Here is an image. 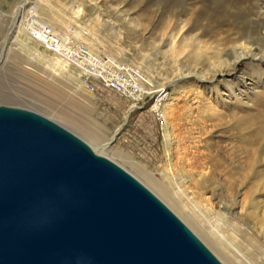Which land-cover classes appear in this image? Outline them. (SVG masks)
Here are the masks:
<instances>
[{"label": "rangeland", "instance_id": "374dc122", "mask_svg": "<svg viewBox=\"0 0 264 264\" xmlns=\"http://www.w3.org/2000/svg\"><path fill=\"white\" fill-rule=\"evenodd\" d=\"M32 3L53 16L52 36L40 46L20 19L24 35L12 30L15 10ZM2 54L0 102L49 116L74 112L79 125L110 138L109 147L179 191L184 207L196 206L213 220L222 214L238 229L239 241L224 235L240 256L264 264V152L254 165V153H246L254 142L264 146V0H0ZM38 58L58 66L64 95L59 75ZM87 71L92 75L84 81ZM112 79L120 90L107 87ZM97 87L111 89L108 98L118 95V105L96 97ZM51 117L85 137L80 127ZM111 152L106 155L146 184ZM167 166L173 179L160 173ZM252 183H263L261 194H251Z\"/></svg>", "mask_w": 264, "mask_h": 264}, {"label": "water", "instance_id": "95a60500", "mask_svg": "<svg viewBox=\"0 0 264 264\" xmlns=\"http://www.w3.org/2000/svg\"><path fill=\"white\" fill-rule=\"evenodd\" d=\"M0 264L225 263L154 190L80 134L0 102Z\"/></svg>", "mask_w": 264, "mask_h": 264}, {"label": "bare ground", "instance_id": "6f19581e", "mask_svg": "<svg viewBox=\"0 0 264 264\" xmlns=\"http://www.w3.org/2000/svg\"><path fill=\"white\" fill-rule=\"evenodd\" d=\"M28 14L31 17L30 19H27V15ZM52 17L53 16H50L49 14H47V12L44 10L43 6H41L39 4L37 5L36 3H32V7L31 8H29V6H21V7L17 8L15 10V14H14V17H13L12 30L14 31V34L17 33V32H21L24 35V32H25L27 37H30L33 42H35L37 45L40 46V45L43 44V42L45 40L49 39L52 36V31H54L53 27L51 26L52 24L50 23V21H51L50 19H52ZM19 19L23 23L24 27L27 29L24 32H23V30H21V28L18 27L17 21H19ZM80 34H81V32H80ZM80 34L77 35L76 37H81ZM13 38H14V36L11 37V39H9V41L11 42V40H14ZM15 38H17L16 35H15ZM174 44H175V41H173V43H172L171 50H173ZM48 46L49 47H46V46H44V47L49 49V51H52L51 50V45L48 44ZM55 46H56V44H55ZM63 50L68 51L69 49L66 48L63 45ZM73 53L76 56L79 54V52H76V51H73ZM17 54H18V52H17ZM33 56L31 55V58H33ZM3 57L4 56L2 54L0 56V59H3ZM19 58H21V57H19ZM38 59L44 61V63L46 64L45 66H47L49 69L54 71L55 74L59 75V76H56V77H58L59 83H60L59 84L60 85V89L58 88V90H60V91H58V93L64 95L65 92L67 91V88L63 85V81H62L63 80V76L60 74V71L58 70V66L56 67L54 65V67H53V65L51 63H49L50 60L48 58H38ZM63 59L64 60H68V56H66ZM36 66H38V65H36ZM41 69L43 71H45V72L47 71V69L44 66H41ZM85 74H86V76H84L85 77L84 81L86 79H88V77L90 75H92V71L91 72L87 71V72H85ZM128 78L129 77H127L126 79H123V81L121 82L122 85H127L128 83H130L131 79L130 78L128 79ZM105 80L109 81V78L108 79L105 78ZM119 80H122V79H119ZM56 85L58 86L57 83H56ZM86 87H87L88 91H90L91 85L90 84L88 85L87 82H86ZM107 87L113 88V89H117L115 87V85H113V84H110L109 86L107 85ZM157 106L158 105H155V108H157ZM63 109L59 113L58 112H53L54 114L52 113V115H55V116H58V117L62 118L64 120V122L71 123L74 126L80 127L81 130H82V133L85 136L84 138H87L94 146L98 147L97 149H99L101 152H103L105 154H108L112 150L113 154L117 155L118 158H121L123 163H125V164L129 165L130 167H132L134 169V171L144 179L146 184L151 189H153L173 209H175L176 212L178 211V213L181 215V217L191 227H193V229H195L197 232H199L213 246L215 251L222 257V259L225 262V264H250L249 262H247L246 260H244L240 256L236 245L229 240V237H225L224 234L228 233V236L236 237L237 241L240 240V239L238 240V232H237L238 229L236 230L235 227H232L229 224V220L225 221L226 219L224 220L222 214H217L215 216L214 220H213L210 216L208 217L203 212L197 210L198 207H196V206H190V205L187 204L186 207H184L182 205V202L178 198L180 196V194L178 193L179 191H175V190L169 188L168 187L169 185H166L164 181L159 180L158 177H156L154 174H152L149 170H147L141 164L135 163L133 161V159L128 154H126V153H122V154L121 153H117L115 151L116 150L115 148L109 147L110 138L109 139H105L103 137L98 136L96 134V131L93 128L88 127V126L86 127V125L84 126L83 123H82L83 125H79L78 124L79 119H78V121H76L77 119L75 117V113L74 112L70 113L69 110H65V109L63 110ZM133 109H134V107L131 108V110H133ZM42 110H44V109H42ZM45 111H47V110H45ZM128 113H130V112H128ZM52 115H50V116H52ZM251 135H252L251 133L250 134H246V139L250 140ZM263 135H264V130H263ZM113 149H115V150H113ZM246 149L245 150H246V153L248 155L247 157H250L249 153H251V152L254 153V155H255L253 157V162H252L253 165L256 162L260 161L259 158H261V155H259V154H262L264 152V146H261V145L257 146V143L254 142V143H252L251 146H247ZM241 158H243V157H241ZM246 159H245V161H246ZM263 160H264V158H263ZM238 161L239 160H237V162ZM243 162L244 161H242V163H240L238 166L242 167ZM162 171H163L164 177H168V178L173 179L172 176L171 177L169 176L170 170H169L168 166H167V168L161 169L160 173H162ZM261 185H263V183H252V185L249 188V191L251 192V194L256 193V192L260 193L261 189H259V187H261ZM252 205L254 206V208H257V206H255V202H253ZM243 209H244V206L242 207V211H243ZM253 214L254 213L251 212V213L243 214L241 217H242V219L245 218V216H248L249 218H251V217H254ZM263 219H264V217H263ZM261 229H264V223H262ZM249 242L252 243V241H249Z\"/></svg>", "mask_w": 264, "mask_h": 264}, {"label": "crops", "instance_id": "0c3cea01", "mask_svg": "<svg viewBox=\"0 0 264 264\" xmlns=\"http://www.w3.org/2000/svg\"><path fill=\"white\" fill-rule=\"evenodd\" d=\"M96 93H97V96L96 97H100L102 100L105 99V100L112 101V99L111 98H108V97H111V96L114 97L111 89L97 87ZM116 96L119 97L118 95L115 94V101H112V103L114 105H116V104L118 105V102H119L118 100L120 99V97L117 98ZM126 120H128V119L126 118ZM121 130H122V128L120 127V132H121ZM117 137H119V136L117 135Z\"/></svg>", "mask_w": 264, "mask_h": 264}, {"label": "built area", "instance_id": "2783aa9c", "mask_svg": "<svg viewBox=\"0 0 264 264\" xmlns=\"http://www.w3.org/2000/svg\"><path fill=\"white\" fill-rule=\"evenodd\" d=\"M113 80H115V79H112L111 80V84L115 85V87L117 89H120L121 88V85L119 84V82L117 80H115V81H113Z\"/></svg>", "mask_w": 264, "mask_h": 264}]
</instances>
